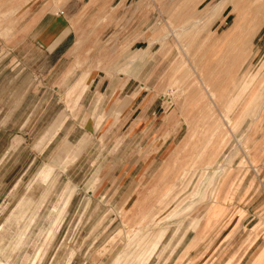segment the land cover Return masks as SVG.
Returning a JSON list of instances; mask_svg holds the SVG:
<instances>
[{
	"label": "rangeland",
	"instance_id": "rangeland-1",
	"mask_svg": "<svg viewBox=\"0 0 264 264\" xmlns=\"http://www.w3.org/2000/svg\"><path fill=\"white\" fill-rule=\"evenodd\" d=\"M0 264H264V0H0Z\"/></svg>",
	"mask_w": 264,
	"mask_h": 264
},
{
	"label": "crops",
	"instance_id": "crops-1",
	"mask_svg": "<svg viewBox=\"0 0 264 264\" xmlns=\"http://www.w3.org/2000/svg\"><path fill=\"white\" fill-rule=\"evenodd\" d=\"M49 21L50 19L41 22L36 31L35 43L41 48H49L50 51H53L67 38L68 32L63 33L64 29L67 28V20L62 18V20L57 23L47 26ZM46 26L47 28L45 29Z\"/></svg>",
	"mask_w": 264,
	"mask_h": 264
},
{
	"label": "bare ground",
	"instance_id": "bare-ground-1",
	"mask_svg": "<svg viewBox=\"0 0 264 264\" xmlns=\"http://www.w3.org/2000/svg\"><path fill=\"white\" fill-rule=\"evenodd\" d=\"M218 6V5H217ZM216 9V8H215Z\"/></svg>",
	"mask_w": 264,
	"mask_h": 264
}]
</instances>
